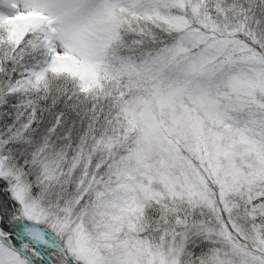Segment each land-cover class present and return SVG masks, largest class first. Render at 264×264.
<instances>
[{
  "label": "snow or ice",
  "instance_id": "6c2138e0",
  "mask_svg": "<svg viewBox=\"0 0 264 264\" xmlns=\"http://www.w3.org/2000/svg\"><path fill=\"white\" fill-rule=\"evenodd\" d=\"M0 264H264V0H0Z\"/></svg>",
  "mask_w": 264,
  "mask_h": 264
}]
</instances>
